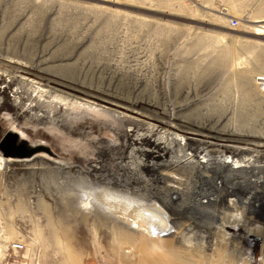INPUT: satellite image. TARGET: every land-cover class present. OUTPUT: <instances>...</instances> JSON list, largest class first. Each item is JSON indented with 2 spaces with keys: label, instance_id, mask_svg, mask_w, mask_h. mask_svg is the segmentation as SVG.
Wrapping results in <instances>:
<instances>
[{
  "label": "rangeland",
  "instance_id": "obj_1",
  "mask_svg": "<svg viewBox=\"0 0 264 264\" xmlns=\"http://www.w3.org/2000/svg\"><path fill=\"white\" fill-rule=\"evenodd\" d=\"M259 75L264 0H0V154L23 152L0 169V239L39 264H264V201L234 212L225 193L209 228L162 196L200 190L216 169L180 165L201 154L264 176ZM111 198L161 202L174 227L149 236Z\"/></svg>",
  "mask_w": 264,
  "mask_h": 264
},
{
  "label": "bare ground",
  "instance_id": "obj_2",
  "mask_svg": "<svg viewBox=\"0 0 264 264\" xmlns=\"http://www.w3.org/2000/svg\"><path fill=\"white\" fill-rule=\"evenodd\" d=\"M244 21L255 22L254 20H250L248 18L247 19L244 18L243 22ZM254 28H255V34L263 33V29H261L259 26H254ZM256 81L258 87L261 90L262 97L264 100V75L257 76ZM40 91L42 92L43 90L40 89ZM255 110H259V107H257ZM178 138L179 139H175V140L176 141L178 140L179 144H184L186 142V138L183 135L178 136ZM9 143L10 140L8 139L2 142V144H4L2 147L4 148L3 151L5 152V155L2 153L0 154V169L6 166L8 161L7 156L12 155L9 153H13V154L18 153L17 155H19L20 157L21 155H23V152H21L20 150L18 149L13 150L11 147H8ZM201 155L202 156L200 157V159L195 161L191 160L192 159L191 155H189L190 157H186L187 159H185V161L188 160V158L191 159H189L187 163L185 162L186 164L180 165V167L182 166H183L182 168L185 167L184 170L190 174L196 165L203 166L204 168L213 166V168H215L216 170L210 176L204 177L202 179V184H200L201 186L200 190H196V191L188 190L186 192L184 191V193L182 194H180V192L179 193L176 192L174 195L171 194L172 196L169 193L170 190L168 192L167 191L162 192L163 193L162 196L166 198L169 205H171L174 209L176 208H178L179 210L186 209L188 211L189 217L196 219L198 223L200 222L201 224L208 226L209 228H211L213 225L216 224L217 221H219L218 208L219 205H221L222 201L224 200L225 193L234 195V197L237 198V203L236 204L232 203L233 206L229 205L228 210H232L235 212L234 209H236V207L242 209L244 213L247 212L259 213L260 210H263L261 201H264V176H258L257 174H252V175L249 174L250 173L249 171L252 168L250 165L251 163H253L254 158L252 159L251 157L250 158L243 157L237 159V158H233L232 155L228 156V155L220 154L219 155L220 158L218 157V159L213 161L209 158V154H204V155L201 154ZM9 158L11 159V157ZM194 162L195 164H193ZM180 167H178V169ZM225 168H227V172H225L222 175L221 172H223V169ZM254 168L257 169L258 166L256 167L254 166ZM194 172L192 173L193 175ZM243 188L245 189L243 190ZM111 200L114 201L115 205L121 207L122 211H124V214L126 213L127 220L134 223V225L138 230L145 231L149 236L158 237L160 235L162 236L169 234L174 227L173 221H174L175 213L168 206L161 204V202H155L154 205L145 206L144 202H142V204L139 205L133 200H130L127 204L126 203L122 204L116 200H113L112 198ZM90 204L91 201L89 199L85 202L83 206L86 209H90L91 207ZM45 208H49L48 205H46ZM231 215H233V213H231ZM227 217H228L227 214H224L222 218L220 217V221L222 223L225 222L224 220ZM235 217L231 216L230 218L231 222L236 223L235 225H240V224L245 225L247 226V229L253 227V223L255 222L245 219L242 220L241 218H235ZM219 227H220L219 231L222 233L221 235H223L225 239L226 238L229 239L230 236L228 235L229 232H227V228L222 229V226ZM128 236L125 237L126 242L127 240H129V238L131 239V235ZM152 249L150 251L152 256L156 255L158 251L154 249V247ZM238 255H240L239 252ZM253 258H254L253 253H251L250 257L248 258L246 256L245 259L246 260L248 259V261L249 260L253 261L254 260ZM263 261L264 259H261V262ZM231 263L233 264L234 261L231 260Z\"/></svg>",
  "mask_w": 264,
  "mask_h": 264
},
{
  "label": "built area",
  "instance_id": "obj_3",
  "mask_svg": "<svg viewBox=\"0 0 264 264\" xmlns=\"http://www.w3.org/2000/svg\"><path fill=\"white\" fill-rule=\"evenodd\" d=\"M233 26L238 24L236 19L231 20ZM22 240L0 239V264H39L38 256Z\"/></svg>",
  "mask_w": 264,
  "mask_h": 264
},
{
  "label": "crops",
  "instance_id": "obj_4",
  "mask_svg": "<svg viewBox=\"0 0 264 264\" xmlns=\"http://www.w3.org/2000/svg\"><path fill=\"white\" fill-rule=\"evenodd\" d=\"M233 2H238V0H232ZM202 6H207L208 4H217V5H221V3L223 2V0H200ZM137 232V231H136ZM156 249V248H155ZM30 250V249H29ZM28 250V251H29ZM250 264V263H249Z\"/></svg>",
  "mask_w": 264,
  "mask_h": 264
}]
</instances>
